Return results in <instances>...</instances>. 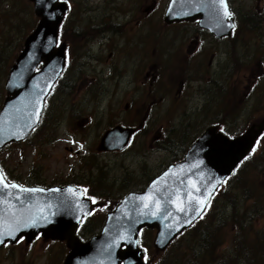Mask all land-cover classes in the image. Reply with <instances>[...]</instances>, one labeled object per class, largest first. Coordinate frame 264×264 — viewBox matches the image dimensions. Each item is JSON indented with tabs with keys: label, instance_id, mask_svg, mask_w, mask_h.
<instances>
[{
	"label": "rangeland",
	"instance_id": "rangeland-1",
	"mask_svg": "<svg viewBox=\"0 0 264 264\" xmlns=\"http://www.w3.org/2000/svg\"><path fill=\"white\" fill-rule=\"evenodd\" d=\"M65 1L72 4L79 15L89 17L92 24H98L100 21L96 20L107 15H119L122 19L126 13L149 10L144 15L150 16V31L158 25L157 31L153 32L159 33L149 39V45L156 51V56H160L159 48L170 49L166 58L149 65L150 75L147 77V68L141 66L144 63L138 56V47L131 59L127 56H123L122 60L110 59L109 50L105 52L104 62H98L94 59L101 51L100 44L96 37L87 38L82 48H77V55L72 49L67 51L70 61L48 101L51 111L57 109L61 114L50 132L46 136L44 133L37 136L39 133L35 132L29 140L0 151L1 162L11 179L21 184H44L48 187L76 182L89 183L95 190L103 188L105 195L98 194L102 198H97L99 202L105 201L106 205H96L88 228L80 233L87 239L99 233L106 213L117 206L114 204L129 191L143 190L156 174L173 161L182 159L187 148L206 128L218 122L220 129L231 133V136H239L262 121L264 0H228L239 28L231 39L222 42L206 33L198 34L196 24L165 29L163 16L170 0ZM38 20L29 0H0V47H3L5 39L10 41L4 44H7L4 55L8 52V58L4 61L0 59V110L8 96L5 90L8 73L26 38L20 40V35L34 22L29 35ZM141 25L143 27L139 31L146 32V24ZM67 40L68 33L65 32L63 41ZM115 40L118 50L114 52L126 53L129 46L124 49L119 38ZM197 41L199 47L196 49ZM197 52L199 54L191 58ZM211 58L212 66L209 65ZM154 76L158 77L157 81ZM68 77L74 81V92L65 96L61 93L63 83H69ZM148 80L154 83L149 87V114L145 112L148 103L143 100L147 93L143 87L148 85ZM162 81L164 86L160 87ZM50 123L42 121L41 126L50 127ZM118 124L142 129L131 149L124 156L98 152L101 136ZM195 127L198 128L196 134L188 136ZM178 135L184 136L185 140L190 137L187 143H183L184 149L178 147ZM81 137L88 141L86 150H81L78 144L79 140L82 141ZM245 165L239 180L231 184L230 197L232 199L239 192L241 196L243 192L252 195L247 202H237V205L245 206V210H238L241 219L244 222L255 221L252 227L250 221L246 222L254 237L250 241L252 243L256 242L255 235L264 228V136ZM82 176L84 178L80 179ZM223 201L220 199L216 205H231L228 199L224 204ZM252 207H259L260 211L254 215L252 212L250 216L249 209ZM223 210L225 208L218 212L225 218ZM230 214L231 209H228L226 216ZM218 217L215 216V225ZM155 235L156 230L145 232V244L150 249L146 264L160 263L168 254V251L160 253L154 248ZM229 238L233 239L231 232L219 231L218 240L224 243L222 250L225 252L231 250ZM196 246V238L186 235L179 238L172 246L174 250L169 249V252L178 250L183 254ZM68 252L62 242L41 239L29 245L21 241L18 245L0 249V264H62ZM201 260L204 261V258Z\"/></svg>",
	"mask_w": 264,
	"mask_h": 264
},
{
	"label": "water",
	"instance_id": "water-1",
	"mask_svg": "<svg viewBox=\"0 0 264 264\" xmlns=\"http://www.w3.org/2000/svg\"><path fill=\"white\" fill-rule=\"evenodd\" d=\"M30 1L39 23L9 72L5 86L8 97L0 111V149L25 141L38 127L45 102L66 66V44H57L67 4L60 0ZM226 2L230 19L225 17L220 0H171L165 22L198 21L219 40L231 37L235 22ZM263 131L264 121L231 139L217 127H209L182 161L163 171L144 192L129 194L109 214L102 233L87 242L75 235L92 211L82 190L71 186L23 187L8 182L0 169V248L23 237L30 243L42 234L46 239L66 241L70 253L64 264H145L139 247L141 230L156 229L154 247L164 252L200 219ZM134 133V129L115 127L105 133L100 148L123 150Z\"/></svg>",
	"mask_w": 264,
	"mask_h": 264
},
{
	"label": "trees",
	"instance_id": "trees-1",
	"mask_svg": "<svg viewBox=\"0 0 264 264\" xmlns=\"http://www.w3.org/2000/svg\"><path fill=\"white\" fill-rule=\"evenodd\" d=\"M258 22L259 20L257 21V23ZM33 24L34 22H31L30 28ZM67 27H68L67 21H65L63 24V29H62L63 38L65 35V32L67 31ZM29 29L21 33L20 40L28 36ZM6 42L10 43V41H6L5 39L2 44L3 47H0V59H2L3 61L6 60L9 56L7 51H6L7 52L6 56L4 55V48L7 47V44L4 46ZM21 48L22 47H20L19 50H21ZM67 80L69 81V83L68 84L63 83V90L61 94L65 96H70L74 89V86L72 85L74 81L69 77L67 78ZM209 91H210L209 98H211L212 97L211 90ZM55 111L58 112L57 109ZM54 112L51 111V105L48 102L46 109L44 111V118L42 121L48 120L49 123L51 121L50 127L47 126L46 128H42L41 126L42 124H41L38 130L36 131V133L37 132L39 133L37 136H42L41 135L42 133H44L46 136L48 132H50V130L53 128L52 126L55 124V120H56V117H55L56 115ZM197 131H198V128L196 127L193 128L189 132L188 136H191V137L194 136ZM179 138L180 140L178 143V147L180 149L182 148L184 149L185 144L183 143H187L190 137L187 138L186 140L184 136H181ZM179 160L181 159L175 160L173 162H177ZM246 163L247 161L237 170L236 174L233 177L228 179V182L225 184V186L214 197L213 201L211 202L204 216H202L183 235V236L192 235L193 238L195 237L197 246L190 250L184 251L183 254L180 253L178 250L174 251L173 253L169 252V249L174 250V247L172 246L178 242L177 240L168 248L167 250L168 254H167L166 259H164L160 263L158 262L157 264H264V228L260 230V234L255 235L256 242L254 241L251 243L250 241H252L254 237L249 232L250 230L249 227L248 226L246 227V222L250 221V224L252 227V224L255 223V221L246 220V222H244V220L241 219V216L239 215V211H238V210H243V209L245 210V206L237 205V202L239 204H241L242 201L247 202V199L251 198L252 195H250L249 193L243 192L242 196L246 198L244 199L241 196V193L239 192L238 194H235L234 195L235 197H233L232 199L230 197L232 194L230 192L231 184L239 180L241 174L245 171V168L247 166L245 165ZM0 165L3 171L5 172V175L9 179L11 175H8L7 171L4 169V166L1 164V161H0ZM28 185L40 186L43 184H30L29 183ZM227 195L228 197H226ZM236 198H237V201H236ZM220 199H224L222 204H224L226 200L228 199V202H231V205H216ZM221 208H225L223 212H226V214H227L228 209H231L230 216H226L225 214V218H222L218 212V210H220ZM259 211H260L259 207L250 208L249 209L250 216L252 215V212L254 215L255 213H258ZM217 215H219V217L217 218L218 223L215 225L214 219H215V216ZM220 230H226V231L228 230V232L229 233L231 232V234L233 235V239L229 238L231 242V250L229 252H225L224 250H222L224 243H221L218 240V233ZM225 236L228 237L227 233H225ZM203 258H204V261L201 260Z\"/></svg>",
	"mask_w": 264,
	"mask_h": 264
},
{
	"label": "flooded vegetation",
	"instance_id": "flooded-vegetation-1",
	"mask_svg": "<svg viewBox=\"0 0 264 264\" xmlns=\"http://www.w3.org/2000/svg\"><path fill=\"white\" fill-rule=\"evenodd\" d=\"M135 11L136 12L124 14L122 19H119V15L118 16H114V15L103 16V17L96 20V21H100L98 24H92L89 22L91 20L89 17H83V16L79 15L77 11L70 10L68 17H67V25H68L67 33H68V38H69V40H67L68 49H70V50L72 49V51L76 52V55H77V48L81 49L87 38L90 37L92 39V38L96 37L97 43L100 44V50L101 51L99 52V54L95 55L96 57L94 60L98 61V62H104V60L106 58L105 52H107L109 50H110V53H109L110 59L120 58V60H122L123 56H127V57L131 58L133 55V51L136 50L138 47V49H139L138 56L141 57V59L144 63L141 66H145L147 68V77H149V75H150L149 65L153 62L160 60V58L156 57V54H155L156 51L154 49H152L151 45H149V39H153V38H151L152 36L159 35V33L153 32V31H157L156 27L158 25L155 26L154 29L150 31V29H151V26L149 25L150 16L147 17L146 15H144V14H148L149 10H146L144 12H141L140 10H135ZM143 23L146 24V28H147L146 32H144L143 30L139 31V29H141L143 27L141 25ZM184 24L187 25V23H180L177 25V27L179 25L181 26ZM173 25H175V24H173ZM173 25H170V26L166 25V27H164V28L170 30V29H172ZM196 29L198 30V34H200V33L203 34L205 32L209 33L207 31L202 30L198 26H196ZM164 35H162V36H164ZM211 36H209V37H211ZM115 38H119L121 46H122V44H124V46H125L124 49H126V45L129 46V49L126 53L117 54L116 52H114V50H118V46L116 44ZM199 41H200V39H199ZM199 41H197V43H196V49L199 47ZM221 41H223V40H221ZM106 42H107V44H106ZM181 46H179L178 52H179ZM202 50H203V48H202ZM202 50L200 52H202ZM150 53H153V55H150ZM198 54H199V52H197V54L193 53L191 58L197 56ZM76 55L74 56V58L72 57L73 60H75ZM213 57H214V54L212 55V58ZM212 58L210 59V64H209L210 66H212V64H213ZM154 78H156V81H157L158 77L154 76ZM93 80H94V78H93ZM153 84H154L153 82L149 83V80H148V85L143 87L146 89V92H147L146 96L143 98V100H146L148 103L146 110H145V112L147 114H149V111L151 108V106H149V87H152ZM159 86L160 87L164 86L163 81L161 83H159ZM73 92H74V90H73ZM104 95H106V94H104ZM138 109L139 108H136L135 110L139 111ZM118 125H121V124H118ZM122 126L129 127L126 125H122ZM136 129L138 131L136 132L135 136L133 137L131 143L124 150L117 151V152H108V153L118 154V155H122V156L126 155L127 151L130 150L131 147L133 146L134 141H136V139H135L136 136L139 134V132L142 131V129H139L137 127H136ZM81 139H82V141H80V140L78 141V143L81 145V150H82V148H84L86 150V146H87L88 141L85 137H81ZM97 149H98V147H97ZM81 150H79V152H81ZM104 153H106V152H104ZM83 178H84V176H82L80 179H83ZM68 184L75 185L77 187H81L84 190L85 194L92 200V205H106L105 201L100 200V202H99V200L97 198V197L102 198L101 196H98V194H100L102 196L105 195L103 188H99V189L95 190L91 187V185L89 183L71 182ZM148 184H149V181L143 187V190H141V191H144L147 188ZM141 191H129V192H127V194L130 192H141ZM111 196L112 195H110L109 198H111ZM121 200L118 201L114 205H119ZM109 202H113V201H109ZM79 234H80V231H79Z\"/></svg>",
	"mask_w": 264,
	"mask_h": 264
},
{
	"label": "bare ground",
	"instance_id": "bare-ground-1",
	"mask_svg": "<svg viewBox=\"0 0 264 264\" xmlns=\"http://www.w3.org/2000/svg\"><path fill=\"white\" fill-rule=\"evenodd\" d=\"M67 32V31H66ZM159 50H161V52H160V56H156V57H158V58H160V59H162L163 57H167V55L169 54V50L170 49H168V48H159ZM131 59V58H130ZM130 59H128L125 63H128V61L130 60ZM163 89L161 88L160 89V91H162ZM150 112V111H149ZM192 113L194 112V111H191ZM55 113V117L57 118V117H59V116H61V114L59 113V112H54ZM209 113H210V111H209ZM178 137H179V135H178ZM177 137V138H178ZM100 150H101V148H99ZM106 153H108V151H106ZM113 211L112 210H108V212L106 213V216H105V219H107L108 218V216H109V214H111ZM144 242H147L146 240L144 241V240H140V242L139 243H144Z\"/></svg>",
	"mask_w": 264,
	"mask_h": 264
},
{
	"label": "snow or ice",
	"instance_id": "snow-or-ice-1",
	"mask_svg": "<svg viewBox=\"0 0 264 264\" xmlns=\"http://www.w3.org/2000/svg\"><path fill=\"white\" fill-rule=\"evenodd\" d=\"M220 4L223 7L225 17L230 19L232 14L228 11V6H227L226 0H220ZM230 26L234 27V25H230ZM13 187H15V185H13ZM21 190L23 191V189H21ZM181 210H183V209H181Z\"/></svg>",
	"mask_w": 264,
	"mask_h": 264
}]
</instances>
